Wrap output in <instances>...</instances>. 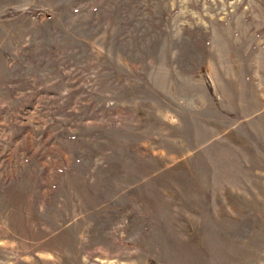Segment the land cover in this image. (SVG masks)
Masks as SVG:
<instances>
[{
	"label": "rangeland",
	"instance_id": "obj_1",
	"mask_svg": "<svg viewBox=\"0 0 264 264\" xmlns=\"http://www.w3.org/2000/svg\"><path fill=\"white\" fill-rule=\"evenodd\" d=\"M0 264H264V0H0Z\"/></svg>",
	"mask_w": 264,
	"mask_h": 264
}]
</instances>
